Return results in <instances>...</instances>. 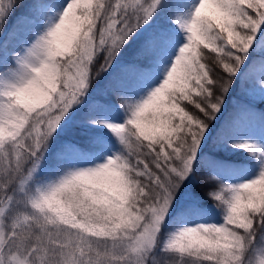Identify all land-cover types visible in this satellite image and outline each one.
<instances>
[{"label":"snow or ice","instance_id":"obj_1","mask_svg":"<svg viewBox=\"0 0 264 264\" xmlns=\"http://www.w3.org/2000/svg\"><path fill=\"white\" fill-rule=\"evenodd\" d=\"M0 264H264V0H0Z\"/></svg>","mask_w":264,"mask_h":264},{"label":"trees","instance_id":"obj_2","mask_svg":"<svg viewBox=\"0 0 264 264\" xmlns=\"http://www.w3.org/2000/svg\"><path fill=\"white\" fill-rule=\"evenodd\" d=\"M238 95H239V93H237V96ZM233 102H234V100L233 101H230V104H229V112H231V106H232V103ZM226 115H228V113H226ZM199 191H200L201 195H204L206 197V193L204 192V189L203 188L199 189Z\"/></svg>","mask_w":264,"mask_h":264}]
</instances>
